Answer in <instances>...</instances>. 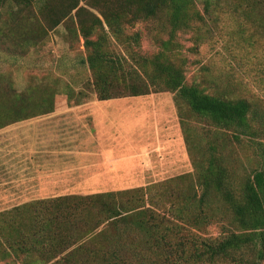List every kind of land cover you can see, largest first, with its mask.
<instances>
[{
  "label": "trees",
  "instance_id": "obj_1",
  "mask_svg": "<svg viewBox=\"0 0 264 264\" xmlns=\"http://www.w3.org/2000/svg\"><path fill=\"white\" fill-rule=\"evenodd\" d=\"M228 1L263 38L264 0ZM219 3L0 0V13L5 7L27 11L37 26L31 41L64 26L97 101L171 92L203 123L179 115L193 171L1 212L0 264H264V108L215 80L189 83V57L179 41L181 32L199 37L206 14L211 18ZM140 23L153 26L155 53L143 52ZM73 93L76 105L84 103L83 92ZM7 94L0 85V127L65 108L33 110L24 95L7 104ZM237 145L248 151L246 161L233 158Z\"/></svg>",
  "mask_w": 264,
  "mask_h": 264
},
{
  "label": "rangeland",
  "instance_id": "obj_2",
  "mask_svg": "<svg viewBox=\"0 0 264 264\" xmlns=\"http://www.w3.org/2000/svg\"><path fill=\"white\" fill-rule=\"evenodd\" d=\"M235 3L220 0L211 18L206 14L208 19L201 26L199 37H196L193 31L180 33L179 41L184 44V50L189 57L187 81L191 83L194 80L201 82L215 80L222 88H229L236 91L238 95L250 97L264 108V37L262 38L260 33L252 27L245 16L235 10ZM199 7L203 9L202 2H199ZM35 27L37 26L27 18V11H18L16 8L14 12H11L5 7L0 13V85L8 88L7 104L10 103V98L13 100L15 95H24L26 99L30 98L33 110H47L53 104L66 108L69 105H76V101L80 99L74 93L72 94L73 91L83 92V98L86 96V99H83L84 103L96 101L90 87L89 69L82 64L78 52L70 47L64 26L60 25L43 40L31 41ZM137 28L142 29L144 33L143 52L151 54L158 51L153 35H150L153 26L140 23ZM195 44L196 47L190 48ZM174 101L175 95L171 92H153L145 96H127L99 102V107L105 114L112 115L117 112L115 115L117 125H110L104 131L103 138L117 141V146L126 152L127 157L124 162L115 164L117 170L109 168L110 162H108L109 173H107L111 181L118 180L113 177L117 171L120 175L124 174L123 168L133 167L134 172L143 171V164L138 158V150L149 142L161 140L166 143L169 142L165 141L168 139L167 136L178 135L180 131L178 114L189 117L194 125L200 127L203 124L200 119L191 115L186 104L181 102L179 105ZM84 109L59 118L48 117L46 120L43 119L45 115L41 114L10 125H86L88 120L86 115L89 111ZM5 126L1 125L0 128ZM39 132V127L28 126L20 137L14 136V141L10 140L9 136L0 139L1 183L5 181L3 178L6 168L5 151L2 152V147L4 145L8 147L10 142L14 143L10 145V151L13 148L15 156L22 161L19 164L12 160L10 164L19 170L27 163L34 172L39 171V166H42L40 171L45 175H52L53 178H49L50 182L56 181V185L60 184L61 179H65L66 176L86 173V167L80 157L72 158V155H66L68 152L65 150L68 147L63 146V151L59 156L42 153H34L33 158L29 156L31 152L25 151V144L26 142H38ZM238 146L232 148L233 158L236 159V156L239 160L246 161L248 151ZM32 149L42 150V148L30 145L29 150L32 151ZM111 149H114V146H111ZM19 153L22 157L18 155ZM165 154L181 160L184 158L179 152H171V148ZM35 162L38 165L35 166ZM182 165L183 161L180 162V167ZM54 169H56L55 173ZM191 169L194 170L193 164ZM130 175V173L126 175V184L138 182L133 178L134 176L130 177ZM151 179L143 178L141 181L144 183ZM167 179L169 178L157 177L156 180L152 179L154 181L152 183ZM183 183L187 188L189 181L186 180ZM1 185L4 184H0V199L6 201L5 195L8 196V192L5 194ZM91 189L95 190L96 187ZM9 199L16 201L17 197H8ZM5 205L8 204H0V213L10 211L5 208Z\"/></svg>",
  "mask_w": 264,
  "mask_h": 264
},
{
  "label": "crops",
  "instance_id": "obj_3",
  "mask_svg": "<svg viewBox=\"0 0 264 264\" xmlns=\"http://www.w3.org/2000/svg\"><path fill=\"white\" fill-rule=\"evenodd\" d=\"M151 96L154 97V95ZM99 102L104 101L96 100L85 102L80 105L56 110L50 114H44L45 116L43 117L45 120L52 116L53 119L56 117L59 118L64 115H71L72 112L85 108L84 110L89 111L86 115L88 119L86 125H6L4 128H0V139L9 136L10 140L14 141V136L18 135V137H20V134L23 133L28 126H37L40 130L39 136L37 137L38 142H26L25 144V151L31 152L29 156L32 158L35 157V155H33L34 153L59 156L64 146L68 147L67 150H65L68 152L66 155H72V158L80 157L81 162L86 167V173L84 175L73 174L66 176L65 179H61L60 184L56 185V181L50 182L49 178H53L52 175H45L40 171L42 166H39V171L34 172L30 169V164L28 163L24 164L21 170L10 164L12 160L19 164L22 163L19 157L15 156V150L12 148L10 151V145L14 144L10 142L8 147L7 145L6 147L5 145L2 147V152L4 153L5 151L6 168L3 178L5 181L4 183L0 182V184H4L1 185V187L4 188L5 194L8 192V196L7 194L5 195L6 201L1 198L0 204L7 203L8 205H5V208L11 209L40 198H50L68 194H96L121 191L126 188L147 185L154 182L152 179L156 180L157 177L170 178L192 170L191 159L178 114V127L180 130L178 135L173 134L170 137L167 136L168 139L165 141L169 142L166 143L161 140L153 141L152 143L149 142L138 150V158L143 164V171L138 170L134 172L133 167H130V169L123 168L122 172H124V174L120 175V172L117 171L116 175L113 177L118 180L116 182L111 181V177L108 175L109 168L117 170L115 164L124 162L127 157L125 156L126 152L117 146V141H110L109 139L103 138V134H105L104 131L107 130L110 125H117V118L115 117L117 112L112 115L105 114L103 109L99 107ZM176 110L177 108L175 106V115L177 114ZM30 145L42 148V150L36 151L32 149V151H30ZM111 146H114V149H111ZM170 148L171 152H179L184 158L181 160L178 157H171L165 154L169 152ZM18 155L21 156V153ZM129 157L133 158L132 156ZM181 161H183V165L180 167ZM108 162H110V166ZM34 164L35 166L38 165L36 162ZM39 164H41V162ZM53 172L55 173L56 169H54ZM59 172H61V170ZM127 173L131 174L130 177L134 176L133 178L137 179L138 182L126 184ZM143 178L152 179L142 183L141 180ZM94 187H96L95 190L91 189ZM12 196L17 197L16 201L8 200V197Z\"/></svg>",
  "mask_w": 264,
  "mask_h": 264
}]
</instances>
